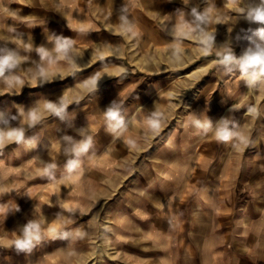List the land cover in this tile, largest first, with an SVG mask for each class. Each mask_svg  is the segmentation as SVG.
<instances>
[{
	"label": "crops",
	"instance_id": "0c3cea01",
	"mask_svg": "<svg viewBox=\"0 0 264 264\" xmlns=\"http://www.w3.org/2000/svg\"><path fill=\"white\" fill-rule=\"evenodd\" d=\"M125 3L138 35L121 25L119 10ZM214 3L221 6L226 0ZM193 5L206 7L204 0H191L188 6L182 0H0V41L21 60L14 73L19 80L0 78V113L15 115L10 127L24 129L21 142L7 128L0 136L1 238L30 236L37 241L33 252L45 253L44 228L64 233L57 241L63 242L66 225L75 220L55 227L60 218L86 217L103 198V204L117 203L116 258L107 264H264V146L256 147L245 165L236 151L246 150L249 142L226 144L212 134H186V120L184 133L166 136L160 151L128 152L151 143L137 129L138 122L158 115L152 111L157 106L148 105L150 113L143 116L140 101L146 93L134 85L141 78L134 64L146 62L154 52L198 45L195 32L176 14ZM55 37L67 38L69 56L54 51ZM38 47L49 51L51 62L40 59ZM79 79L97 83L74 85ZM113 100L123 105L128 123L116 133L107 130L104 117ZM61 101L69 105L64 119L47 107ZM81 128L92 144L78 168L69 172L62 137L80 139ZM130 155L138 156V164L129 165ZM47 163L56 164L51 175L45 171ZM241 172L253 181L237 208L236 177Z\"/></svg>",
	"mask_w": 264,
	"mask_h": 264
},
{
	"label": "rangeland",
	"instance_id": "374dc122",
	"mask_svg": "<svg viewBox=\"0 0 264 264\" xmlns=\"http://www.w3.org/2000/svg\"><path fill=\"white\" fill-rule=\"evenodd\" d=\"M236 9L237 4L234 0H226V3L221 6L210 9L211 14L209 13L206 33H192L198 45L189 44L187 49H165L162 53L154 52L146 62L134 64L138 70L141 69V78L135 81L134 85L141 92L146 93L140 101L143 105L141 109H148V105L157 106L152 111L154 110L158 115L151 113L152 117L149 115L146 119L141 117L140 122H138L140 124L137 129L145 131V136L150 138L151 143H145V149L134 147V149H128V152L144 154L154 151L155 148H157L155 151H160L166 145L163 143L166 136L184 133V125L186 120H190L192 113L197 114L202 119L212 118L213 120L231 116L237 123L241 135V138L236 140L249 142L246 150L236 151V158L238 160L243 159L245 165L250 163L249 155L255 151L256 147L264 146V122H262L264 121V74H261V79L257 82L256 87L249 89L241 79L239 70L229 73L225 70L223 64L224 57L229 53L221 45L231 40L234 52L240 55L248 46L247 37L252 36V33H241L242 38L238 41L234 37L241 32V29L259 27L255 24L249 25L243 19L235 23L234 12ZM215 30V44H211L208 42L207 37ZM252 38L255 39L254 36ZM224 53L226 54L224 55ZM222 55L224 57H221ZM217 56L221 58L219 59ZM149 62L154 63L149 64ZM80 83L89 87L97 81L90 80L87 83V81L79 79L73 84L80 86ZM228 91H235V94L228 98L225 95ZM231 99L232 102H230ZM250 108H256L257 111L251 113L249 112ZM207 110L212 111L214 115L208 114ZM149 113V110H145L143 116ZM153 116H157V118ZM150 117L152 123L148 122ZM154 123L158 127H153ZM195 132L197 130L190 126L186 134H195ZM260 137L262 138V144L259 145L256 142L259 141ZM237 147L239 146L237 145ZM146 149L148 151L143 152ZM127 158L130 159L129 165L133 161L134 164H138V156L130 155ZM124 169L126 170L125 165ZM144 170L145 168H141L142 172ZM243 170L244 166L241 168V171ZM121 176L123 178V175ZM236 178L238 208L243 206L247 195V193H244V189L251 182L252 177L241 172ZM120 182L126 181L121 180ZM127 182L131 183V180ZM44 199L46 200V198ZM100 200L94 202V205H99L92 208V212L86 217L75 215L60 218L61 222L55 227H64L70 219L75 220V223L66 225L68 226V229H65L68 230V238L63 242L58 243L57 241L64 233L60 231H58L59 233L53 231V233L50 229L44 228L42 238L44 239L45 253L42 250H40V253L33 252L37 243L35 240H32L30 251H18L16 249L18 240L6 241L0 237V264H107L114 261L117 250L114 242L117 203L109 201V203L104 202V205L102 203L103 198H100ZM67 207L69 206L61 205L62 209H72ZM79 208V205L76 204L73 208L75 214L79 212ZM0 229L4 230L1 221ZM70 233L72 235H69ZM48 245L49 251L46 253ZM71 248H80L81 252L71 254ZM52 254L55 256L52 257ZM57 258H59V261L55 262Z\"/></svg>",
	"mask_w": 264,
	"mask_h": 264
},
{
	"label": "clouds",
	"instance_id": "9594fccd",
	"mask_svg": "<svg viewBox=\"0 0 264 264\" xmlns=\"http://www.w3.org/2000/svg\"><path fill=\"white\" fill-rule=\"evenodd\" d=\"M185 6L190 5L191 0H182ZM206 7L202 10L198 5L191 6L187 11L184 9L177 10L178 19L188 24L194 32L205 34L209 23V9L215 7L214 0H204ZM237 4V9L234 12L235 23L240 19L246 21L249 25H259L253 29H241L240 33L234 37L235 40L242 38L241 33L251 32L252 36L247 37L248 46L237 55L231 44V40L225 42L221 47H224L229 55L224 57L223 64L225 70L229 73L239 70L241 79L245 82L249 89L256 87L257 82L261 79V74H264V0H234ZM119 19L122 27L131 35H138L133 21L129 19V3L121 6ZM230 33L232 32L229 31ZM216 30L208 35L207 40L211 44H215ZM54 51L63 56H69L70 43L67 38L55 37ZM37 53L41 60L48 59L51 62V56L48 50L43 47L37 48ZM21 63L20 57L15 49L8 47L6 42L0 41V78L5 80L14 78L19 80V77L14 76L18 65ZM48 109L52 115L64 119L67 114L69 105L60 103L48 102ZM256 108H250L249 112L255 113ZM104 117L107 123V130L112 133L124 131L128 127L126 118L123 115V105L118 100H113L104 110ZM0 120L3 125L0 126V136L3 135L5 128L8 129L10 135H14L17 142L24 141V129L10 127L11 121L16 120L15 115L0 113ZM149 122L152 123L151 117ZM31 127V124L29 125ZM189 126L194 127L198 133L212 134L218 142L229 143L236 139H240L241 135L238 130V125L231 116H224L215 124L209 118H200L197 114L190 115ZM78 135L80 139H75L71 135L62 137L64 141L63 153L67 157L65 168L72 172L78 168L81 156L88 151L92 144L91 136L87 135L84 128L79 129ZM56 168L55 163H47L45 171L51 175ZM27 235V233H26ZM64 239L68 238L65 233ZM32 239L28 236L26 239H21L16 242L18 251L31 250Z\"/></svg>",
	"mask_w": 264,
	"mask_h": 264
},
{
	"label": "snow or ice",
	"instance_id": "6c2138e0",
	"mask_svg": "<svg viewBox=\"0 0 264 264\" xmlns=\"http://www.w3.org/2000/svg\"><path fill=\"white\" fill-rule=\"evenodd\" d=\"M153 127H158V125L154 123V124H153Z\"/></svg>",
	"mask_w": 264,
	"mask_h": 264
}]
</instances>
